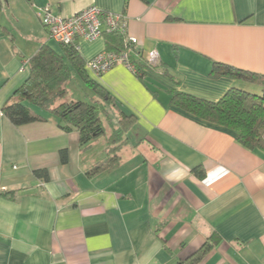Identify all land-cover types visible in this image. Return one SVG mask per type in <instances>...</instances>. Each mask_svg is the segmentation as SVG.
Instances as JSON below:
<instances>
[{"label":"crops","instance_id":"1","mask_svg":"<svg viewBox=\"0 0 264 264\" xmlns=\"http://www.w3.org/2000/svg\"><path fill=\"white\" fill-rule=\"evenodd\" d=\"M89 5L123 14L140 69L117 64L96 74L86 61L109 50L108 32L77 41L83 70L70 65L67 98L98 99L91 79L135 115L119 160L93 174L118 107L111 125L103 118L107 135L87 144L46 110L35 107L45 119L22 125L2 110L39 49L61 51L43 9L71 15ZM214 62L264 74V0H0V264H179L206 242L198 264H264V152L173 100L218 101L232 87L261 92L248 77L213 73ZM77 77L88 95L71 94ZM43 168L47 181L33 173Z\"/></svg>","mask_w":264,"mask_h":264},{"label":"trees","instance_id":"2","mask_svg":"<svg viewBox=\"0 0 264 264\" xmlns=\"http://www.w3.org/2000/svg\"><path fill=\"white\" fill-rule=\"evenodd\" d=\"M109 50L123 51L132 44L124 42L119 32H108ZM61 51L45 44L30 60V75L14 95L3 106L4 114L16 125L45 119L35 107L55 114L61 127L66 130L76 129L82 144L107 135L103 118L113 123L109 110L118 107L115 99L99 83L89 80L91 87L99 94L93 102L70 100L67 98V82L71 78V66L82 71L83 61L75 44H59ZM132 60V59H131ZM138 67V66H137ZM138 70L139 67H138ZM213 73L228 74L235 77H248L261 87L256 93L239 87L230 88L218 101H208L193 95L175 93L174 102L179 103L199 118L215 122L237 131V139L251 150L264 152V74L235 68L221 62H214ZM120 110L117 127L111 129L107 136L108 153L105 160L98 163L89 172L113 165L120 158V147L129 140L128 133L135 124V115ZM109 117V118H108ZM63 163L68 162V150L60 151ZM193 171L202 175V170L195 167ZM34 175L49 180V171L45 168L35 169ZM211 245L206 242L189 258L179 264H198L206 255Z\"/></svg>","mask_w":264,"mask_h":264},{"label":"built area","instance_id":"3","mask_svg":"<svg viewBox=\"0 0 264 264\" xmlns=\"http://www.w3.org/2000/svg\"><path fill=\"white\" fill-rule=\"evenodd\" d=\"M41 21L48 28L50 37L59 44H75L78 49V39L95 40L106 32H119L124 42L134 45L137 39L127 33V20L123 14L103 11L96 5H89L71 15H60L47 6L41 13ZM131 46V45H128ZM123 51L104 50L86 61L88 69L96 74L110 69L114 65L124 64L133 72L138 68L131 60L132 47ZM157 52L150 54V62H155Z\"/></svg>","mask_w":264,"mask_h":264},{"label":"rangeland","instance_id":"4","mask_svg":"<svg viewBox=\"0 0 264 264\" xmlns=\"http://www.w3.org/2000/svg\"><path fill=\"white\" fill-rule=\"evenodd\" d=\"M53 43H57L56 41ZM79 78H73L70 83L68 84V87L70 88V92L72 95H88L89 90L83 86V84H80ZM88 100H90L88 98Z\"/></svg>","mask_w":264,"mask_h":264}]
</instances>
